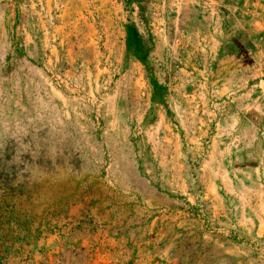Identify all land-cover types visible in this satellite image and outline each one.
I'll list each match as a JSON object with an SVG mask.
<instances>
[{
    "label": "crops",
    "instance_id": "crops-1",
    "mask_svg": "<svg viewBox=\"0 0 264 264\" xmlns=\"http://www.w3.org/2000/svg\"><path fill=\"white\" fill-rule=\"evenodd\" d=\"M79 1L0 0V63L21 64L24 103L29 109L36 102V117L27 111L24 122L40 131L28 132L24 142L54 161L52 176L75 180L72 192L84 193L75 206L99 225L95 234L72 237L73 263L264 264V14L254 20L236 0L232 23L215 9L190 30L196 38L181 27L164 56H153L163 65V85L152 57L142 58L132 43L151 79L150 103L137 124L148 134L134 135L131 152L116 159L108 149L112 110L74 101L71 92L89 77L101 79L103 70L107 77L102 63L110 56L108 36H115L109 32H121L116 46L124 63L128 27L70 23L85 22ZM61 80L82 82L68 92ZM43 127L50 135L44 141ZM109 174L118 180L106 183ZM100 202L112 209L102 220L86 210Z\"/></svg>",
    "mask_w": 264,
    "mask_h": 264
},
{
    "label": "rangeland",
    "instance_id": "rangeland-1",
    "mask_svg": "<svg viewBox=\"0 0 264 264\" xmlns=\"http://www.w3.org/2000/svg\"><path fill=\"white\" fill-rule=\"evenodd\" d=\"M79 2L83 4L85 22L71 17L70 23L108 26L133 24L139 30L137 33L141 43L139 48L135 47V50L141 51L142 58L152 57L150 66L156 73V83L163 85L165 83L163 65L156 64L153 56L155 54L158 57L164 56L165 51L169 49L167 41L179 39L183 26L186 30L184 35H189L190 39L196 38L190 30H196V25L203 23V14L206 10L211 14L213 10L220 9L225 22L232 23V18L228 16L229 8L236 0H81ZM243 3L242 8L251 10L254 20L261 19L264 14V0H243ZM120 33L109 32L115 35H112V38L108 34L109 42L105 48L110 56L102 63L103 69L105 67L108 69L107 77H104L106 73L103 70L101 79L89 77L77 89L81 80L60 81L66 91L71 92L67 90L70 88L76 89L71 92L75 94L74 101L81 99L86 104L104 103L108 112L112 110L109 112L111 124L109 135L114 138L110 137L108 149L111 158L116 159L120 154L131 152L132 147L128 141H131L134 135L148 134L144 132L146 128L139 129L137 124L140 118L141 122L143 121L144 112L150 103L151 89L148 65L137 61L131 43L125 42V57L122 63L121 51L116 46L118 39L116 35ZM18 37L20 38L19 35ZM11 50L12 48L8 49ZM18 50L20 48L14 50V53ZM4 52L5 50L2 51V55ZM9 67L11 69H8L5 62L0 63V73L3 74L0 81V144L2 145L0 147V264H72L77 253L75 252L77 247L72 244V237L87 232V234H95L99 225L90 222V217L85 216L84 207L75 206L76 201L84 195L80 193L78 198V195L72 192L75 180L72 181L63 175L52 176L54 161L45 158L44 154L39 158L35 150H31V146L24 142L28 132L40 131L36 122L32 125L33 129L24 122L27 111H32L31 115L36 117V102H29L31 105L29 109L27 103H24V98L26 100L27 97H24L23 89L28 81L21 79V70L24 71V68L21 69V64H12ZM68 97L71 102L73 97ZM31 98L35 100L36 96ZM69 110L70 106L65 101L61 107V114L65 115V119ZM71 110L75 118L82 115L77 114V106H72ZM117 119L121 121L119 126H116ZM77 128L80 130V127ZM46 131L47 129L43 127V141L50 137ZM123 142L126 144H122ZM21 155L24 159L20 158ZM59 164L62 172L68 167V161L63 156ZM118 178L117 174H109L105 180L106 183L111 184ZM100 194L106 197L111 193L103 191ZM86 210L88 215L93 214L96 219L101 220L112 213V209L102 202ZM261 260L264 261V256Z\"/></svg>",
    "mask_w": 264,
    "mask_h": 264
},
{
    "label": "trees",
    "instance_id": "trees-1",
    "mask_svg": "<svg viewBox=\"0 0 264 264\" xmlns=\"http://www.w3.org/2000/svg\"><path fill=\"white\" fill-rule=\"evenodd\" d=\"M133 1H135V0H133ZM126 25L128 27V32H127L128 39L130 40L131 44L132 43L134 44V47H138L139 48L141 43H140V40L138 38V34H137L136 30H135V26L133 24H131V23H128Z\"/></svg>",
    "mask_w": 264,
    "mask_h": 264
}]
</instances>
